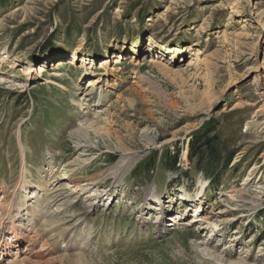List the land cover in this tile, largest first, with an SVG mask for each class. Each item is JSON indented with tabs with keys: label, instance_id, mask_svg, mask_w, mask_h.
I'll return each mask as SVG.
<instances>
[{
	"label": "rangeland",
	"instance_id": "374dc122",
	"mask_svg": "<svg viewBox=\"0 0 264 264\" xmlns=\"http://www.w3.org/2000/svg\"><path fill=\"white\" fill-rule=\"evenodd\" d=\"M238 1L0 0V216L27 237L0 264H264V0Z\"/></svg>",
	"mask_w": 264,
	"mask_h": 264
},
{
	"label": "bare ground",
	"instance_id": "6f19581e",
	"mask_svg": "<svg viewBox=\"0 0 264 264\" xmlns=\"http://www.w3.org/2000/svg\"><path fill=\"white\" fill-rule=\"evenodd\" d=\"M238 2H242V0H239ZM251 2V0H249V3ZM252 10V9H251ZM232 12H235L236 14L238 13L237 12V10L236 9H233L232 10ZM257 14V13H256ZM261 14V13H260ZM263 14V13H262ZM158 57V56H157ZM91 59V58H90ZM89 59V60H90ZM124 59V56H122V53L121 52H119V53H112V55L111 56H107L106 58H104L101 62H100V64H101V66H106L108 69H110V71H113V66H114V63H116V62H118V61H120V60H123ZM87 59H85V61H86ZM75 61H76V57L74 56L73 57V59L71 60V62L72 63H75ZM8 62H9V65H11V66H17L18 65V61L17 60H14V59H10V60H8ZM92 62V64L94 65V64H96V61H95V59L93 58V60L91 61ZM31 67V66H30ZM30 67H28L27 69H31ZM46 65H41L40 66V68H39V71L42 73L43 71H45L46 70ZM111 67V68H110ZM99 80L98 79H90L89 80V86H93V85H95V83L96 82H98ZM99 102L101 101V99H99L98 100ZM99 105V104H98ZM85 130V129H84ZM186 154V153H185ZM84 160H86V159H83V161ZM86 162V161H85ZM254 167H256V165L254 166ZM68 173L69 172H65V174H66V176H68ZM25 176V174L24 173H22V178H26V177H24ZM202 185V187L204 188L205 187V185L206 184H204V183H202L201 184ZM24 186V181L23 182H20V187H23ZM25 187V186H24ZM78 189V188H77ZM181 191H182V193L183 194H185V197L187 198V200L185 199V201L187 202H189L188 204H190V203H192V201L193 200H196V202H195V204L196 203H199L198 205H195L194 207H195V211H196V213L197 212H199V211H202V202H201V198L203 197V194H201L200 193V191H197L195 194V196L196 197H199V198H191L192 197V195L191 194H186V192L183 190V189H181ZM221 195L222 196H230L229 198H234L235 196H236V192L234 191V190H232V189H226L225 191H222V193H221ZM4 195H2V198L4 199ZM190 199H192V200H190ZM161 200V199H160ZM194 202V201H193ZM186 207V209L189 207L188 205L187 206H185ZM1 210H2V216H0V233H4L6 230V228H8V227H10V226H7V224L8 223H11L12 225H11V228L9 229L10 230V232H9V235H12L13 237H16V239H17V242H18V240L19 239H26L27 237H25V236H22L21 235V233H19L18 232V230L20 229V226L19 225H17V224H14L15 222H14V217L16 216V215H14L13 214V210H14V202H9V204L8 205H6L4 208H1ZM203 211H204V209H203ZM18 216V215H17ZM202 216V215H201ZM19 217V216H18ZM182 217V215H177L176 216V218H181ZM17 218V217H16ZM176 218H171L172 220H176ZM48 227H43L42 228V231H44L45 229H47ZM50 228H52V226L50 227ZM23 235H25V234H23ZM55 238H56V236H52L49 240V242H48V244H47V246L45 247V248H39V249H37V250H35V252L34 253H36V254H39V255H50L51 253H53L54 251H56V249H59V248H61V247H63V246H60V242L58 241V240H55ZM5 239H8L9 240V238L6 236V238ZM15 239V240H16ZM67 241V240H66ZM20 242V241H19ZM30 243L28 244V246L29 245H32V244H35L36 242H37V240L36 239H31L30 241H29ZM32 243V244H31ZM45 244L47 243V242H44ZM10 245V244H9ZM8 245V246H9ZM70 246H71V244H69V246H68V244H67V247L68 248H70ZM11 248V247H10ZM27 249H29V248H27ZM31 250V249H30ZM21 252V251H20ZM17 253V252H16ZM24 253V252H23ZM0 254H2V255H8L6 252H5V249H3V248H0ZM68 257V256H67ZM66 257V258H67ZM70 259V258H69ZM75 261V260H74ZM74 261H72V263H74ZM22 262V260H20L19 259V255L17 256H14V258L11 260V261H9V262H7L6 264H23V263H21ZM69 263H70V261H69ZM4 264V263H3ZM77 264V263H76Z\"/></svg>",
	"mask_w": 264,
	"mask_h": 264
},
{
	"label": "trees",
	"instance_id": "16d2710c",
	"mask_svg": "<svg viewBox=\"0 0 264 264\" xmlns=\"http://www.w3.org/2000/svg\"><path fill=\"white\" fill-rule=\"evenodd\" d=\"M208 130H202L199 131L198 133H196V135H194V137L191 140V144H190V158L192 160H196L198 162L199 165L202 164V162H207L209 167H201L202 171H204L205 176L209 177L210 180V184H214L215 183V177H216V161L219 160L218 157L212 153V141L213 139L209 137L208 135ZM158 157V155H156L155 159ZM177 157L178 154L175 153L173 155H170L169 153H165L164 155L162 154L160 156V164H164V165H169L170 168H176V164H177ZM154 161H157L155 160ZM146 165L143 167V170H147L149 167H151L150 165H153L154 163H148L147 161L145 162ZM143 164V162H142ZM142 164L139 165L137 167V170L139 168H142ZM149 164V166H148ZM207 165V166H208ZM150 169V168H149ZM189 176V175H188Z\"/></svg>",
	"mask_w": 264,
	"mask_h": 264
}]
</instances>
